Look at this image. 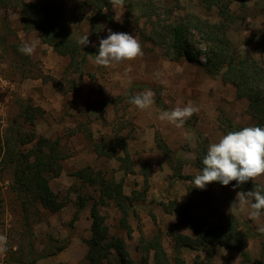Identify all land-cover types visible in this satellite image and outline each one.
I'll use <instances>...</instances> for the list:
<instances>
[{"label": "rangeland", "instance_id": "1", "mask_svg": "<svg viewBox=\"0 0 264 264\" xmlns=\"http://www.w3.org/2000/svg\"><path fill=\"white\" fill-rule=\"evenodd\" d=\"M78 2L64 0L69 26L80 38L89 35L92 43L87 46L94 49L81 76L67 70L70 59L44 43L36 30L24 28L18 5L9 0L0 5V137L4 139L15 134L17 138L27 140L28 136L34 135L32 142L20 145L24 151L31 149L40 137L52 140L59 137L66 156L61 174L50 177L51 188L65 205L57 212L38 206L31 223L37 253L53 251L67 239L69 244L56 254L39 258L37 264H89L86 256L88 240L92 237L91 208L96 201H99L109 228V237L124 240L135 264H142L145 260L155 264L154 250L146 251V241L153 236L160 237L173 259V233L192 235V231L187 224L178 221L177 213L165 211L162 202L179 199V202L186 203L200 199L199 191L193 194L195 197L190 195L193 180L179 174L180 170L184 176L195 177L200 173L195 165L197 131L208 139L210 145L227 134L228 125L222 121L225 117L246 127L253 126L255 120L248 110L249 101L238 98L233 85L210 76L202 65L185 58L169 60L161 47L142 41L140 30L144 19L136 22L137 13H133L127 25V9L123 4L116 3L105 9L114 23L99 21L100 27L93 33V24L87 19L93 10H86L81 17H76L74 9ZM163 4L172 6L174 15L178 11L179 14L189 11L212 22L221 20L216 7L209 9L200 0H180L181 10L175 8V0H164ZM231 8L244 20L231 24L229 37L242 54L252 55L264 63V0H237ZM108 29L136 37L143 55L110 66L97 65L94 58L99 40L107 38ZM25 42L37 44L32 55L18 51ZM146 90L154 94L150 107L141 110L129 103L130 97ZM158 91L170 110L177 106H194L199 111L187 119L189 124L184 123L182 127L162 121L159 116L167 110L156 103ZM29 103L41 109L34 123L22 115L23 107ZM157 132L174 151L168 159L157 146ZM118 138L127 145L134 173H126L120 168L117 156L124 155V150L119 147ZM96 144L108 150L117 148L116 155L97 154ZM88 166L93 174L100 172L107 179L123 183L124 193L131 198L128 200L132 205L128 206V215L113 199L100 201L98 184L84 183L75 175L76 171ZM12 177L11 166L0 163V235L7 237V251L0 252V264H21L18 258L23 257L26 261L29 251L21 203L11 188ZM256 181L264 185V175ZM237 192L240 191L231 182L225 191L213 187L214 202L220 212L229 211ZM80 196L86 199V205L80 209L78 219L72 225ZM193 211L207 213L206 207L197 204ZM230 211L239 216L243 229L254 230L255 235L248 240L247 248L254 261H264V234L258 231L259 226H264V212L253 220L248 216L247 206L243 210L233 208ZM197 254L189 248L182 250L187 264H198ZM199 254L201 258L205 256L203 251ZM241 262L242 257L235 249L224 246H218L213 257V264ZM104 264H122L115 249L111 250Z\"/></svg>", "mask_w": 264, "mask_h": 264}, {"label": "trees", "instance_id": "2", "mask_svg": "<svg viewBox=\"0 0 264 264\" xmlns=\"http://www.w3.org/2000/svg\"><path fill=\"white\" fill-rule=\"evenodd\" d=\"M4 0H0V5ZM11 4L19 6L23 26L27 30H36L41 40L51 46L55 52L70 59L67 70L81 76L89 55H93L94 49L81 46L78 41L80 37L69 26L66 15L64 0H9ZM164 0H122L127 9V25L130 23V15L137 13L136 22L144 19V26L140 30L142 41L151 43L163 49V55L172 61L187 59L189 62L202 65L206 72L215 78H221L224 82L234 86L238 98H246L249 101L248 110L255 122L253 126L264 127V63L252 55H244L229 37L231 24L240 23L244 20L238 13L232 11V4L237 0H200L207 8L216 7L221 20L212 22L196 13L185 12L174 15L172 6L163 4ZM178 10L180 0H175ZM244 1V0H242ZM121 3L120 0H79L75 5L74 15L81 17L86 10L92 9L93 13L87 19L93 24V33L99 29V21H110L113 18L105 12L114 4ZM244 5V4H243ZM204 60H203V59ZM57 83V80H53ZM156 103L163 109L169 111V106L163 101L161 92H156ZM112 99L111 101H115ZM106 103H110L107 101ZM25 120L34 123L35 118L41 111L39 107L27 104L23 107ZM37 113V114H36ZM229 131H237L246 126L235 123L230 118H224ZM189 124L187 120L184 122ZM33 136L28 139L17 138L15 134L7 135L4 139L0 137V163L9 165L13 171L11 188L21 203L24 226L27 232L29 251L27 260L18 258L23 264H37L41 257L51 256L64 250L69 240H64L56 246L53 251L42 254L36 252L34 244V231L32 229L31 217L39 210L38 206L51 211H59L65 205L58 194L50 186V177H57L63 170V155L61 139L54 140L40 137L36 144L29 150L21 149V144L32 142ZM119 147L124 150V155L117 156L120 168L126 173H134L133 161L124 140L117 139ZM156 143L164 157L168 159L169 154L174 153L172 148L163 140L160 133H156ZM209 147L208 139L197 131V146L195 148V165L201 171L202 160L207 154ZM97 154L115 156L117 148L108 150L101 144L95 146ZM180 177L194 179L184 176L179 171ZM75 175L82 182L98 184L101 192L100 201L106 198L113 199L124 214L128 215V206L132 205L128 200L130 196L124 193L123 183L114 179H107L100 172L93 174L90 166L78 170ZM146 181L148 176L145 175ZM232 185L236 182L232 181ZM219 187L223 191L226 186L219 182L207 184L205 189L190 187L189 192L199 191L200 199L181 203L177 199L162 202L164 210L169 213H177L179 222L187 224L192 235L173 233L175 241L174 257L171 259L163 246L159 236H153L146 241V251L154 250L155 264H187L182 256V250L189 248L197 251L198 264H213V257L218 246L235 249L242 257L241 264H264L263 260L252 259L247 248L248 240L255 235L254 230L249 227L242 228L241 220L234 211L220 212L215 205V194L213 187ZM264 187L256 179L249 180L238 187L239 191L248 192L256 187ZM147 187V185H146ZM206 207L207 213L199 214L193 211L195 205ZM86 205V199L80 196L79 208L75 212L72 225L78 219L80 209ZM93 217L92 237L88 240L89 251L86 260L89 264H104L109 258L112 249L117 254L122 264H135L129 256L124 240L122 238H110L109 228L105 223V217L99 208V201L94 202L91 208ZM261 235L264 233H260ZM264 246V244H263ZM23 248V245H22ZM205 252L203 258L200 252ZM21 263V264H22ZM142 264H149L145 260Z\"/></svg>", "mask_w": 264, "mask_h": 264}, {"label": "clouds", "instance_id": "3", "mask_svg": "<svg viewBox=\"0 0 264 264\" xmlns=\"http://www.w3.org/2000/svg\"><path fill=\"white\" fill-rule=\"evenodd\" d=\"M122 4V0H120ZM119 20V18L117 19ZM78 43L87 46L92 43L89 35L82 36ZM37 47L35 42L22 43L18 51L32 55ZM143 55L142 47L136 37L125 32H113L108 29L107 38L99 40L98 53L94 62L99 66H110L124 60H132ZM153 92L146 90L133 97L129 103L143 110L153 104ZM199 109L194 106H177L160 114V120H167L176 127H182ZM203 168L193 179L194 187L205 189L211 182L223 186L235 181L234 187L264 175V127L250 126L237 131H229L220 139L211 143L202 160ZM247 206L250 219H257L264 212V187H256L248 192H237L230 209L243 210ZM258 231L264 233V226ZM7 237L0 235V252L7 251Z\"/></svg>", "mask_w": 264, "mask_h": 264}, {"label": "crops", "instance_id": "4", "mask_svg": "<svg viewBox=\"0 0 264 264\" xmlns=\"http://www.w3.org/2000/svg\"><path fill=\"white\" fill-rule=\"evenodd\" d=\"M197 192V191H196ZM195 192H193V193H191L190 195H191V197H195V196H193V194H194ZM179 200V199H178Z\"/></svg>", "mask_w": 264, "mask_h": 264}]
</instances>
